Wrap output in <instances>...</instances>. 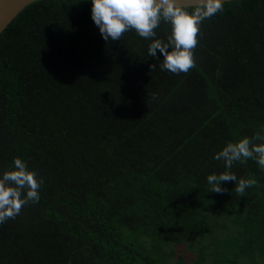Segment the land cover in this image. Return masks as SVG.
<instances>
[{
  "label": "trees",
  "instance_id": "16d2710c",
  "mask_svg": "<svg viewBox=\"0 0 264 264\" xmlns=\"http://www.w3.org/2000/svg\"><path fill=\"white\" fill-rule=\"evenodd\" d=\"M197 39L177 75L134 30L105 41L91 0L34 2L8 26L0 178L21 158L43 184L0 224V264H264V169L214 158L264 135V0L223 3ZM225 171L257 184L210 192Z\"/></svg>",
  "mask_w": 264,
  "mask_h": 264
},
{
  "label": "clouds",
  "instance_id": "9594fccd",
  "mask_svg": "<svg viewBox=\"0 0 264 264\" xmlns=\"http://www.w3.org/2000/svg\"><path fill=\"white\" fill-rule=\"evenodd\" d=\"M223 3L224 0H194V10L189 13L181 0H92V19L105 41L121 40L126 32L133 30L140 37L150 39L148 55L159 60V51L164 56L160 69L178 75L197 66L193 50L198 44L200 27L203 21L223 11ZM162 23L171 26V34L166 39L156 38L155 29ZM156 66L152 64L150 68L154 71ZM256 141H264V135L256 133L251 138L229 142L214 158L223 160L227 169L234 162L248 159L255 160L264 169V143ZM13 164L14 168L0 178V224L14 219L24 206L40 200L43 179H38L21 158H15ZM231 181L236 182L233 191L241 197L257 184L255 178L238 179L231 171L207 176L213 193L228 192L221 185Z\"/></svg>",
  "mask_w": 264,
  "mask_h": 264
},
{
  "label": "water",
  "instance_id": "95a60500",
  "mask_svg": "<svg viewBox=\"0 0 264 264\" xmlns=\"http://www.w3.org/2000/svg\"><path fill=\"white\" fill-rule=\"evenodd\" d=\"M38 1L41 0H0V36L26 7ZM233 1L237 0H224V3ZM181 3L191 8L194 0H181Z\"/></svg>",
  "mask_w": 264,
  "mask_h": 264
}]
</instances>
